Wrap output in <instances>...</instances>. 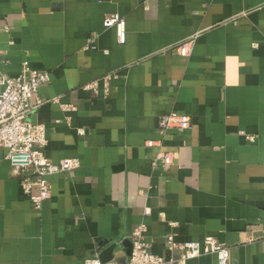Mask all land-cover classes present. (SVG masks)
Returning <instances> with one entry per match:
<instances>
[{"label":"crops","instance_id":"1","mask_svg":"<svg viewBox=\"0 0 264 264\" xmlns=\"http://www.w3.org/2000/svg\"><path fill=\"white\" fill-rule=\"evenodd\" d=\"M114 12L124 44L104 27ZM0 50V74L51 73L31 120L49 159L80 161L37 211L0 147V264H84L112 243L105 264H123L141 223L167 260L180 257L169 235L213 236L230 264H264V0H0ZM173 111L192 126L163 133ZM162 152L172 164H154Z\"/></svg>","mask_w":264,"mask_h":264},{"label":"built area","instance_id":"2","mask_svg":"<svg viewBox=\"0 0 264 264\" xmlns=\"http://www.w3.org/2000/svg\"><path fill=\"white\" fill-rule=\"evenodd\" d=\"M105 28H115L118 41L124 44L127 40V23L125 17L114 12L104 19ZM7 28V27H6ZM89 39L87 47L95 48ZM191 37L175 48L181 55H191L193 51ZM0 50V61H1ZM51 81V73L39 70L24 63L22 70L16 77L0 74V147L7 150V159L12 171L21 178L24 192L29 196L32 206L40 211L44 202L52 195L51 177L62 172H72L80 167L77 158H65L58 162L49 159L43 148L47 145L46 129L44 125L34 124L31 114L34 109L44 104L39 95V88ZM57 101V99L55 100ZM65 110H74L72 105H62ZM192 126V119L188 115L175 111L163 115L160 119L161 131L165 133L172 128L188 129ZM81 134L83 129H79ZM254 139V137L249 136ZM153 142H150L152 145ZM174 161L171 152L158 154L154 161L168 166ZM145 215L151 214L149 207L145 208ZM147 225L139 224L132 232V254L123 264H186L188 259L203 254H216L219 264H230L229 247L216 237L207 236L203 241L179 243L173 235L168 236V248L178 252V259L167 260L151 251V243L146 238ZM84 264H105L99 256H90Z\"/></svg>","mask_w":264,"mask_h":264},{"label":"water","instance_id":"3","mask_svg":"<svg viewBox=\"0 0 264 264\" xmlns=\"http://www.w3.org/2000/svg\"><path fill=\"white\" fill-rule=\"evenodd\" d=\"M33 119V117H32ZM107 244V242L105 243ZM126 248H127V255L131 256L132 254V249H133V245L131 241H125L124 242ZM101 245H103L101 243ZM118 243H112L111 245L108 246V248H106L101 254H100V258L104 263H107L109 261H111L114 257V249L117 247Z\"/></svg>","mask_w":264,"mask_h":264}]
</instances>
